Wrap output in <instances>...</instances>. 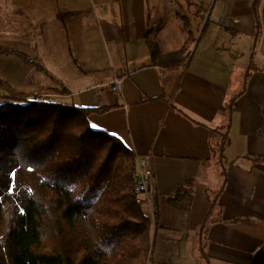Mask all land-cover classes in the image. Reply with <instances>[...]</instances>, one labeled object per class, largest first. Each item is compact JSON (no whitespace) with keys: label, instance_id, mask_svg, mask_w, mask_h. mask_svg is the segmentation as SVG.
I'll return each mask as SVG.
<instances>
[{"label":"crops","instance_id":"obj_1","mask_svg":"<svg viewBox=\"0 0 264 264\" xmlns=\"http://www.w3.org/2000/svg\"><path fill=\"white\" fill-rule=\"evenodd\" d=\"M256 2L197 0L207 23L199 24V39L183 57L176 54L187 33L166 0H4L0 6L21 25L22 39L30 22L53 29L48 17L61 23L77 64L67 58L56 69L68 90L63 101L107 108L89 115V125H97L91 128L151 157L154 198L143 204L151 219L148 264H250L264 249V0L257 11ZM148 39L157 47L154 62ZM227 126L224 178L215 143L217 129ZM177 192L176 205L169 198ZM217 194L221 215L204 235Z\"/></svg>","mask_w":264,"mask_h":264},{"label":"trees","instance_id":"obj_2","mask_svg":"<svg viewBox=\"0 0 264 264\" xmlns=\"http://www.w3.org/2000/svg\"><path fill=\"white\" fill-rule=\"evenodd\" d=\"M170 1L187 33L176 55L190 56L201 31L194 32L188 13L192 0ZM262 2L257 0L256 11ZM148 41L154 62L157 47ZM168 61L176 66L184 58ZM60 94L51 88L0 93V264H148L151 219L137 201L138 156L117 137L89 125V115L107 108L55 100ZM236 98L230 100L231 112ZM228 126L217 129L221 140L215 143L224 178ZM218 195L210 199L204 235L221 215ZM169 200L177 205L178 192ZM250 264H264V249Z\"/></svg>","mask_w":264,"mask_h":264},{"label":"rangeland","instance_id":"obj_3","mask_svg":"<svg viewBox=\"0 0 264 264\" xmlns=\"http://www.w3.org/2000/svg\"><path fill=\"white\" fill-rule=\"evenodd\" d=\"M3 2L4 0H0V6L3 5ZM196 4L197 0H192L188 12L193 20L194 32L197 31L199 24L205 18V12L199 11ZM166 5L167 10H170L176 21L182 25L181 19L175 14V8L171 1L166 0ZM13 20H15L13 15L7 16L0 12V84L7 83L11 87L2 85L0 93L2 91L11 92L14 89L28 94L36 93L39 89L51 88L61 92V96L54 98L55 100L65 99L67 102L68 90L59 77L61 73L56 69L62 71L67 58H70L69 62L73 64L75 59L70 54L71 49L67 38L61 34L64 29L63 25L53 23V17H48L47 20L50 22L48 26L55 25V29L48 28L45 23L30 22L28 23L30 29L26 30L29 35L22 39L19 37V32L23 29H20L21 25L16 24ZM54 32L56 36H53ZM63 89L66 90L65 94Z\"/></svg>","mask_w":264,"mask_h":264},{"label":"built area","instance_id":"obj_4","mask_svg":"<svg viewBox=\"0 0 264 264\" xmlns=\"http://www.w3.org/2000/svg\"><path fill=\"white\" fill-rule=\"evenodd\" d=\"M120 81L113 86L114 91L120 90ZM136 193L138 194V203L145 204L151 202L154 198L153 192V170L151 157L143 155L138 157L137 170L135 173Z\"/></svg>","mask_w":264,"mask_h":264},{"label":"snow or ice","instance_id":"obj_5","mask_svg":"<svg viewBox=\"0 0 264 264\" xmlns=\"http://www.w3.org/2000/svg\"><path fill=\"white\" fill-rule=\"evenodd\" d=\"M91 127H92L93 129H96L97 125H96L95 123H93V124L91 125Z\"/></svg>","mask_w":264,"mask_h":264}]
</instances>
